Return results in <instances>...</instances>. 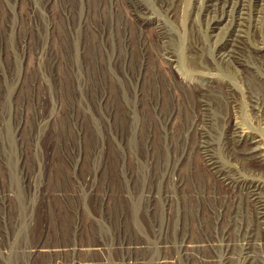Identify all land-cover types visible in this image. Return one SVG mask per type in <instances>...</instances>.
<instances>
[{"label": "bare ground", "instance_id": "obj_1", "mask_svg": "<svg viewBox=\"0 0 264 264\" xmlns=\"http://www.w3.org/2000/svg\"><path fill=\"white\" fill-rule=\"evenodd\" d=\"M263 88L264 0H75V95L103 94L111 171L127 221L160 238L154 264H264ZM102 247L80 243L76 264H105L88 256ZM70 251L36 244L30 264Z\"/></svg>", "mask_w": 264, "mask_h": 264}, {"label": "rangeland", "instance_id": "obj_2", "mask_svg": "<svg viewBox=\"0 0 264 264\" xmlns=\"http://www.w3.org/2000/svg\"><path fill=\"white\" fill-rule=\"evenodd\" d=\"M85 95H75V0H0V251L13 252L2 264H30L36 244L72 250L61 264H76L80 243L103 246L88 256L105 264L159 257L160 238L127 221L103 94Z\"/></svg>", "mask_w": 264, "mask_h": 264}]
</instances>
